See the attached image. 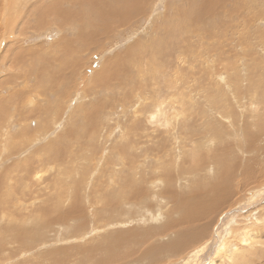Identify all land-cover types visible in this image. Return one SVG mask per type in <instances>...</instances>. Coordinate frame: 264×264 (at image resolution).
I'll use <instances>...</instances> for the list:
<instances>
[{"label":"rangeland","instance_id":"374dc122","mask_svg":"<svg viewBox=\"0 0 264 264\" xmlns=\"http://www.w3.org/2000/svg\"><path fill=\"white\" fill-rule=\"evenodd\" d=\"M25 1L26 2L24 6L21 7L22 10L18 13V16L26 15L27 18L22 21L21 18L18 17V20H15V24L12 26V28L14 27L11 30L13 33L12 36H7L8 38L5 37V39L2 38L1 40L4 39V45H0V63L2 62L0 66V129L3 128L6 123H10L8 129L4 127L3 131L0 130V172H7L3 175L0 174V255L2 256L0 257V264H92L94 261L99 262L103 259L105 262L102 264H182L186 255L190 252L188 251V248L193 246L194 249L196 246L200 245L199 242H201V239H198V233H200L203 237H208L206 239L208 241L205 244L202 243L200 246V248H204L199 255V257H202L205 255L207 248L209 249L210 247H214V242L219 237L221 238V235L229 229L230 218H232V221L239 223L238 226H235L236 228H240L244 225V227H246L247 225V227L253 230L255 234L257 233L255 237L258 238L257 240L260 244L257 243L254 245L255 248L252 251H249V248L246 246L244 250H246L247 253L240 256V259H236L237 256L235 255L233 259H228L226 256H222L221 254L220 258L224 263L219 262L218 264H238L239 262H242V264H264V136L260 137L259 140L258 136H255V134L254 136L249 134L250 132L252 133V130L255 131L256 129L254 125H250L251 122L255 121L254 124H257V121H259V124L264 125V98H262V102H258L259 108L256 107V109L253 110L250 108L249 113H245V110H242L241 112L242 108H239V104L233 100L238 97L241 98L240 105L244 107L246 105L245 108H248L247 105L250 103L247 98V86H249L248 78L251 76L254 79H259L264 75V52L262 50V48H264V14H262L264 13V0H260L254 5L251 4L253 7L250 5L249 0H224V2L216 8L209 5L211 0H206L205 4L209 6L210 9H214V13H212L211 17L208 13L205 15L196 13L200 0H192L191 5L189 0H145V3L139 0L137 5L139 6L140 12L137 13V19L133 14L132 16H128L129 22H127L123 27L116 28L115 26H106V29L110 30V33H112V35L109 33V37H106V34L101 28H94L93 20L95 17L93 13L92 18L91 15L88 14V24L83 31L84 36L81 33L79 37L74 33L77 31L74 29V21L68 20L65 22V25H61V22L60 24H56L55 19L54 23L51 22V13H49V17L45 16V5H57L60 6V8L62 7L61 9L63 10H70L71 6L69 1H63L60 3H55V0ZM75 1L79 4L81 3V0ZM82 1L84 3L88 2V0ZM99 2H102V0H99ZM1 7L2 0H0V9ZM39 7L42 9H38ZM180 10H188L189 16L179 15L178 12ZM27 12L31 15L29 16ZM86 13L87 12H85V14ZM257 14L262 16V18L260 21L256 20L252 23L251 19L258 17ZM11 15L16 17L14 13ZM247 16H250L249 18L252 16L254 17L249 19ZM165 20L170 23V26H172L170 30L175 32L171 36H167L166 33H164V30L166 29L164 26ZM38 21L39 23H36ZM245 23L246 25H244ZM59 26H61V28ZM67 27L71 29H67ZM236 27L238 28L236 29ZM242 27L246 29L244 30ZM73 29L74 31H72ZM69 32L70 34L68 35L67 33ZM260 33H263V35ZM89 34H92V37ZM63 35H65V38ZM70 35L73 36L74 39ZM81 36L82 38H80ZM85 37L87 40H85ZM88 41L92 42H89V44ZM70 43L73 44L69 45ZM139 43L144 44L147 47L142 50L135 48L136 50L132 52V47ZM72 45L73 47H71ZM241 50L243 52H241ZM261 51L263 54L260 55ZM154 53H156V55H153ZM257 54V61H259L261 67L253 70L257 61L252 59V57ZM130 55H132L133 58L136 57L135 60L138 59L137 61H140V63H138V67L136 65L132 66L131 63L127 64L124 61V75L122 77L118 79L111 78L98 86L94 85V80L97 79L100 73H102L103 69L107 68L105 64H109V70L113 72L115 67H112L111 65L116 62L115 60L124 57L121 59L122 61ZM154 56L157 57L155 58ZM260 56L262 58H259ZM12 58L14 60H12ZM152 58L156 60H153ZM157 59H159V61ZM60 60L62 62H60ZM149 61L151 62L149 63ZM152 63L154 64L151 65ZM57 66L61 67H59L58 70L54 69L57 68ZM232 67L233 69L231 70ZM245 67L247 69H245ZM207 68L210 70L209 74L212 76L206 74L209 72L207 71ZM20 69L22 72L19 71ZM138 69L140 70V73H138ZM161 69L167 71H162ZM27 72L29 74H26ZM202 74L204 75V78L202 77ZM43 76L48 79L44 78V80ZM28 78H30L28 83H24V80ZM158 78H160V80ZM164 78L168 79L169 83H167ZM176 78H179L180 80L177 81ZM226 79L228 80L225 81ZM32 81L34 82V85ZM180 81H182L185 85L183 86V83ZM222 81L227 83H222ZM167 84H169V86ZM192 84V88L194 87L193 89L198 87L203 88L204 91L202 95L204 96L207 93L206 100H214L212 102L213 104L220 103L221 101H226L228 99L230 100L228 103L231 106H229L230 108H234L233 105L237 104L235 110H237L242 116H245L242 123L244 130H241V120H239L238 123L235 119L232 120V123L235 124L236 128L228 127L227 129V126H224V124L228 125L227 121L215 116L216 114H214V112L216 111L209 108L207 105L208 101L204 100V104L201 103L203 101V97H198L200 92L197 93L198 95L196 94L194 96L195 99L199 98L198 103L195 102V104L193 103L191 107L189 106V112L187 111L185 114L183 111L181 114L180 112L182 110L179 108L181 111L178 112L179 115L177 118L175 117L177 122L175 123V129L173 130L171 129L172 127H166L163 125L162 119L158 121L155 120L156 122L151 120L148 122V120H146V115L141 113L139 116L135 114L134 117H137L136 121L131 122L132 112L136 110L135 113H138L137 110H139L140 107L145 105L147 106L150 102V98L144 99V97L148 94L150 95L151 90L160 88L170 91L172 89L170 87H174L176 88V91L181 89L179 91L181 92L187 87L189 88ZM29 85L31 86L29 87ZM220 86L223 87V90ZM208 88L210 89L209 91ZM212 90L214 95L210 92ZM30 92L34 94L33 101L30 104H27L24 108L30 113H24L20 102L27 100V94ZM135 92L136 94H134ZM184 92H186V90ZM184 92L181 93L185 94ZM237 92L239 94H237ZM193 94L194 93H192L191 96H193ZM208 94H212V96ZM16 95H18V100L14 99ZM24 95L26 97L23 99ZM47 98L51 99L48 100ZM221 98L223 100H221ZM57 102L58 112L61 114L59 113L60 115H58V117L56 115V118L52 121L50 119L46 122V119L43 120L42 117V111L45 110L43 108L47 107L51 109L57 104ZM47 104H52V107H50V105L48 107ZM1 105L3 106L1 107ZM17 106L20 107L18 108ZM95 108H98L99 114H88ZM133 108H135V110H133ZM203 108L204 110L207 109L206 111L208 114L206 119L204 117L205 123L198 119V112L195 113V111H199ZM193 109L195 110L194 112ZM256 111H259L260 116H262L259 117L260 120L259 118L257 120L254 119L252 115ZM249 114L251 116L246 118ZM10 115H13L14 118L17 116V120L12 119L10 122ZM22 115H27V117H31V119L29 120L28 118H24ZM193 116H197L195 118L196 120H193ZM211 121H213L212 124ZM244 122L248 123L244 125ZM45 124L48 127H46L47 129L45 128ZM215 124L219 125L216 127ZM187 125L190 128H188ZM75 126L79 129V131L75 134L67 136L66 139H62L58 145L57 136H59V134L66 133ZM210 128H212V130ZM29 129H31V131L34 130V132H31ZM188 129H193L191 135L186 134ZM215 129L218 132H216ZM179 130H182L181 133ZM29 131L31 132L30 134L27 133ZM177 131L180 134H178ZM224 131L226 134L223 136V142L216 143L219 139L215 138V135H221ZM7 133L12 134L11 136L20 135L17 137L18 140L22 139L21 143H23V145L20 143V146L17 147L16 145L13 146L14 144L12 143V146L10 145L11 147L9 146L8 148L5 137H2ZM42 133H44L45 136ZM124 133L125 139L122 141L124 137L121 138V136H123L122 134ZM42 135L43 137L41 138L40 136ZM192 135H195V137ZM19 137H21V139ZM192 138L196 140H192ZM211 138H213L215 142H210ZM127 139H133V145H131ZM246 139L248 141H246ZM193 141L196 143H193ZM211 143H213L212 147L216 149L224 145H228V147L230 146L229 151L224 157H207L204 159L206 162L203 163L202 166L200 164L197 165V161L194 158L202 159L206 157L207 153L204 149L202 150L201 147L209 146ZM195 144H197L198 148H193ZM44 145L47 147L51 146V149L53 145L56 146L53 147V149L62 145V149L58 147V150L59 148L61 150H65H59L58 160L64 162L62 163L64 166H60V164L52 165V163L48 164L49 166H38L37 164L35 165V163H31V159H35V157H32L35 155L32 152L40 150V147L43 148ZM23 146L26 147V149L23 148ZM12 149L13 152H11ZM190 149L194 151L193 153L196 155L195 156L193 154L192 157L194 158H190ZM197 149H199L200 152ZM15 152L17 154H15ZM90 156L91 158H89ZM175 157H177V167L187 169V173L180 171L178 174L180 177L177 176V173L175 176L173 171L166 172L172 167V164L174 165ZM16 159L18 160V165H16ZM90 159L92 162L89 161ZM189 160L192 162H188ZM223 160L224 162H222ZM191 163H194V166L196 167L193 165L191 166ZM221 163H223L224 166L227 165L229 170L226 171L227 174H220L219 169H221ZM10 164L15 165L12 166ZM18 166H21L22 168L20 167L19 169ZM44 166L47 167L44 168ZM8 168L10 170H8ZM25 168L27 169L25 170ZM58 168L60 169V172L58 171ZM34 169H38V171H34ZM72 169L74 170L72 171ZM175 170H177V168H175ZM18 171H20V175L25 173L23 174L24 177L20 176ZM31 171L33 172L31 173ZM71 171V175L73 177L68 178ZM38 172H40V174H38ZM30 173L32 174V179L30 178L29 181L31 185L28 183V178L31 177ZM35 173L43 179L41 178L38 180ZM173 173V182H170L166 178L171 176ZM60 174H64L65 177L68 175V177H66L65 180H60ZM105 174H108L110 177V179H108L109 183H111L112 179L117 182L119 189H116V185L114 186V184L110 185L111 189H107L108 184L105 181ZM223 175L224 177H222ZM12 176H15V180H13L14 178ZM43 176H47V178H44ZM1 177H4V181L1 180ZM202 177L205 178L202 179ZM21 178H23V184ZM24 178L28 183L29 188L27 183H25ZM53 179H55V181ZM155 179L160 180V183L152 186ZM32 180L35 184H33ZM36 180H38V182L40 181V183L35 182ZM196 180H203V184H208L209 182L219 184L217 181H221L219 188L209 192V194L212 195L214 193L216 194V190L221 191V193L217 191L216 196L213 195L215 197L220 195L217 197L218 199L214 202L209 201V204H206L205 206H199L198 204L200 201H190V197L186 192L190 190V187L191 190L193 189V183ZM11 181H14L12 185L10 183ZM56 182H58L60 186V194H64L63 198L66 196L65 193L69 183L71 186L78 185L79 183L83 184L78 193L75 191L73 192L72 200L74 198L76 199V203H78V205H74V207L80 209V214L77 213L76 215H71L69 217V219H71L73 216L74 220H67V215H64L60 216L62 219L65 218L62 221L60 218L52 219V221L51 218H47L45 219V222L43 221V212L49 204L46 197H50L49 192L52 190L51 188H53L52 185ZM14 183H18L19 185L17 184V186ZM126 183H128V187L126 186ZM97 185L101 187V195H99V191H96L95 186ZM19 186L21 189H19ZM27 188L28 190L25 192V189ZM19 190L20 194L18 193ZM167 190H169V192H166ZM204 191L205 190L198 192L204 193ZM17 193L19 194V197L15 196ZM46 193H48V195ZM154 193H157L158 195L160 194L159 196H163L165 199L161 197L157 200ZM22 194H25V196ZM23 197H26L25 200H21ZM119 197L126 198L128 202L124 203L123 199ZM17 198L20 199L18 200ZM104 198L105 200H103ZM174 198L175 200H173ZM68 199L69 200L67 201L69 202L66 204V207L69 209L72 207L73 203H71L72 200L70 196H68ZM60 202L61 201L58 203L59 205L61 204ZM92 202H94V204ZM103 203H107L104 207L105 210L103 209L104 211L100 209V206ZM178 208H180L181 211ZM35 209L40 212H36ZM191 209H198V211L193 213ZM154 210L161 212L158 218L156 216H148L150 212ZM199 210H205L207 215L206 213L201 214ZM24 211H26L25 213L28 215H26ZM178 211L180 213H178ZM21 212H23L25 216L23 213L21 214ZM33 212L34 214H32ZM48 212L50 215L53 214V211L51 210ZM96 214L98 218H96ZM140 215H142L143 218L144 215L149 218L145 221L146 219H140V217H142ZM132 216L136 218L135 221H125ZM100 219L101 221H99ZM92 220H95V223ZM108 221L110 222L108 223ZM83 224L85 225L82 226ZM195 225L198 226L195 227ZM205 225L207 226L205 227ZM133 227L139 232L144 230L145 232H141L138 235L132 232ZM11 228H13V230H11ZM123 235L126 236V239L122 237ZM113 240H115V242ZM187 240H189L188 243ZM211 243L213 244L210 245ZM1 248L4 249L1 250ZM23 248H25V250H23ZM85 249L88 250L85 251ZM109 249L112 250L110 251ZM253 252H256L257 255H252ZM6 256L9 257L8 260L10 261L6 262ZM3 257H5V259H3ZM1 258L5 262H1ZM155 258L156 260H153Z\"/></svg>","mask_w":264,"mask_h":264},{"label":"bare ground","instance_id":"6f19581e","mask_svg":"<svg viewBox=\"0 0 264 264\" xmlns=\"http://www.w3.org/2000/svg\"><path fill=\"white\" fill-rule=\"evenodd\" d=\"M63 1H69V4H70V6H71V9L70 10H63V9H61L60 8V6H57V5H45L44 6V10H45V16L46 17H49V13H51V16H50V19H51V22L52 23H54V19H55V23L56 24H60V22L62 23L61 25H65V22H67L68 20H70V21H74L75 22V28L74 29H76L75 31L76 32H74L75 34H77L78 35V37H79V35L82 33V35H83V31H84V28L87 26V24H88V22H87V16H88V14H90L91 15V18L93 17L92 16V13H93V15H94V17H95V19L93 20V26H94V28H101L102 30H103V32L106 34V37H109V33H110V30H107L106 29V26L107 27H112V26H115L116 28H118V27H123L127 22H129V18H128V16L129 15H133L134 14V17H138V14L137 13H139L140 12V10H139V6L137 5V3H139V0H102V2H99V0H88V2L87 3H84L82 0H81V3L79 4V3H77L75 0H55V3H60V2H63ZM142 2H144L145 3V0H141ZM205 1L206 0H200V4L198 5V8L196 9V13H199V14H201V15H205L206 13H208V15L211 17V15H212V13H214V9H210V7L209 6H207L206 4H205ZM250 1V5L252 4V5H254V4H256V3H258V1H260V0H249ZM25 0H2V7H1V9H0V45H4V39H5V37H9V36H12V29L14 28H12V26L15 24V20L17 21L18 20V17H20L21 18V20L22 21H24L26 18H27V16L25 15V16H18V13L22 10V8L21 7H23L24 6V4H25ZM189 2H190V5H191V3H192V0H189ZM222 2H224V0H211L210 2H209V5L211 6V7H213V8H216L217 6H219ZM105 3H108V4H105ZM108 5V6H107ZM110 5V6H109ZM251 5V6H252ZM197 7V6H196ZM253 7V6H252ZM166 8V7H165ZM38 9H42V8H38ZM144 9H145V7H144ZM148 9V8H147ZM168 9H169V7H168ZM258 9V8H257ZM29 10V9H28ZM264 10V9H263ZM26 11V10H25ZM148 11V10H147ZM11 12V13H10ZM30 12V11H29ZM33 12H35V11H33ZM32 12V13H33ZM85 12H87L86 14H85ZM189 11L188 10H180L179 12H178V14L179 15H183V16H189V13H188ZM194 12V11H193ZM259 12V11H258ZM12 13H14V15H16V17L15 16H13V15H11ZM244 13H245V11H244ZM22 14V13H21ZM27 14L30 16L31 14H29L28 12H27ZM44 14V13H43ZM137 14V15H136ZM142 14V13H141ZM262 14H264V13H262ZM33 15H34V13H33ZM251 15H253V14H251ZM258 15V14H257ZM28 16V17H29ZM142 16V15H141ZM137 17H136V19H137ZM238 17H240V16H238ZM248 17V16H247ZM250 17V16H249ZM248 17V18H249ZM252 17H254V16H252ZM251 17V18H252ZM33 18V17H32ZM41 18V17H40ZM198 18V17H197ZM237 18V17H236ZM251 18H249V19H251ZM262 18V16H259L258 15V17H254V19H251V22L253 23L254 21H256V20H259L260 21V19ZM33 19H35V18H33ZM44 19H45V17H44ZM89 19H90V17H89ZM134 19V18H133ZM246 19V18H245ZM149 20V19H148ZM197 20V19H196ZM247 20V19H246ZM20 21V20H19ZM21 21V22H22ZM31 21V20H30ZM34 21V20H33ZM32 21V22H33ZM188 21H189V17H188ZM200 21V20H199ZM191 22V21H190ZM36 23H39V21L38 22H36ZM92 23V22H91ZM251 23V24H252ZM29 24V23H28ZM155 24V23H154ZM188 24H190V23H188ZM248 24V23H247ZM39 25V24H38ZM92 25V24H91ZM244 25H246V23L244 24ZM253 25V24H252ZM57 26V25H56ZM164 26L166 27V29L164 30V33H166V35L167 36H171L172 34H174L175 32L174 31H171L170 29H171V27L172 26H170V23L169 22H167L166 20H165V22H164ZM250 26V25H249ZM60 28H61V26H59ZM90 27H92V26H90ZM129 27V26H128ZM193 28H194V26H193ZM238 27H236V29H237ZM243 28V27H242ZM250 28V27H249ZM49 29V28H48ZM64 29H66V28H64ZM67 29H71V28H68L67 27ZM74 29L72 30V31H74ZM120 29V28H119ZM126 29V28H125ZM138 29V28H137ZM244 29V28H243ZM246 29V28H245ZM244 29V30H245ZM248 29V28H247ZM251 29V28H250ZM86 30V29H85ZM64 31V30H63ZM90 31H92V30H90ZM95 31V30H94ZM128 31V30H127ZM154 31V30H153ZM259 31H260V29H259ZM262 31V30H261ZM119 32V31H118ZM191 32V31H190ZM194 32V31H193ZM243 32V31H242ZM247 32V31H246ZM251 32V31H250ZM72 33V32H71ZM87 33H88V31H87ZM68 35L70 34V32L69 33H67ZM111 35H112V33H110ZM257 34H259V33H257ZM256 34V35H257ZM261 34V33H260ZM90 35V34H89ZM88 35V36H89ZM92 35V34H91ZM90 35V36H91ZM100 35V34H99ZM111 35H110V37H111ZM180 35V34H179ZM261 35H263V33L261 34ZM32 36V35H31ZM71 36V35H70ZM69 36V37H70ZM73 36H74V34H73ZM73 36H71L73 39H74V37ZM84 36V35H83ZM87 36V35H86ZM102 36H103V34H102ZM7 37V38H8ZM63 37L65 38V35H63ZM92 37V36H91ZM90 37V38H91ZM125 37V36H124ZM209 37V36H208ZM2 38H4L3 40H1ZM11 38V37H10ZM80 38H82V36L80 37ZM80 38H79V40H80ZM101 38V37H100ZM105 38V37H104ZM127 38H129V37H127ZM250 38V37H249ZM253 38V37H252ZM78 39V38H77ZM89 39V38H88ZM97 39V38H96ZM64 40H66V39H64ZM68 40V39H67ZM71 40V39H70ZM85 40H87L86 39V37H85ZM93 40V39H92ZM160 40V39H159ZM6 41V40H5ZM97 41V40H96ZM136 41V40H135ZM166 41V40H165ZM180 41V40H179ZM204 41V40H203ZM202 41V42H203ZM212 41V40H211ZM251 41V40H250ZM261 41V40H260ZM81 42H83V41H81ZM87 42V41H86ZM90 41H88V43H89ZM92 42V41H91ZM90 42V43H91ZM94 42V41H93ZM136 42H138V41H136ZM141 42V41H140ZM205 42V41H204ZM203 42V43H204ZM89 43V44H90ZM101 43V42H100ZM142 43V42H141ZM141 43H139V44H136L134 47H132V52L134 51V50H136V49H138V50H142V49H145L147 46H145L144 44H141ZM145 43H146V41H145ZM155 43V42H154ZM200 43V42H199ZM60 44V43H59ZM71 44H73V43H70L69 45H71ZM75 44V43H74ZM76 45V44H75ZM176 45V44H175ZM177 45H179V44H177ZM130 46V45H129ZM14 47H15V45H14ZM13 47V48H14ZM71 47H73V45L71 46ZM180 47V46H179ZM63 48V47H62ZM67 48V47H66ZM98 48V47H97ZM136 48V49H135ZM198 48H199V46H198ZM88 49V48H87ZM94 49V48H93ZM149 49V48H148ZM219 49V48H218ZM59 50V49H58ZM65 50V49H64ZM98 50V49H97ZM96 50V51H97ZM102 50V49H101ZM129 50V49H128ZM197 50V49H196ZM262 50H263V52H264V48H262ZM61 51H63V50H61ZM155 51V50H154ZM205 51H207V50H205ZM94 52V51H93ZM142 52V51H141ZM157 52V51H156ZM198 52V51H197ZM239 52V51H238ZM241 52H243L242 50H241ZM150 53V52H149ZM148 53V54H149ZM240 53V52H239ZM67 54V53H66ZM241 54V53H240ZM261 54H263L262 53V51L260 52V55ZM153 55H156V53H154ZM201 55V54H200ZM237 55H238V53H237ZM242 55V54H241ZM246 55V54H245ZM17 56V55H16ZM15 56V57H16ZM121 56V55H120ZM198 56V55H197ZM205 56V55H204ZM256 56V57H255ZM255 56H253L252 57V59H255V61H257V58H258V54L257 55H255ZM58 57V56H57ZM138 57H140V56H138ZM155 57V56H154ZM157 57V56H156ZM155 57V58H156ZM202 57V56H201ZM244 57V56H243ZM11 58V57H10ZM10 58H9V60H10ZM19 58V57H18ZM54 58V57H53ZM116 58V57H115ZM122 58H124V57H121L120 59H118V60H115L116 62H114L111 66L112 67H115L114 68V70H113V72L112 71H110L109 70V68H110V66H109V64H105V66L107 67L106 69H103V71H102V73H100L99 74V76L97 77V79H95L94 80V85H96V86H98V85H100V84H102L103 82H105V81H108L109 79H111V78H113V79H118V78H120V77H122L124 74H123V62L125 61L127 64H129V63H131L132 64V66H134V65H136L137 67H138V63H140V61H137V60H135V58H133V56L132 55H130V56H127L124 60H122L121 61V59ZM160 58V57H159ZM211 58V57H210ZM245 58V57H244ZM259 58H262L261 56L259 57ZM55 59V58H54ZM145 59H147V58H145ZM153 59V58H152ZM161 59V58H160ZM197 59V58H196ZM222 59V58H221ZM251 59V58H250ZM12 60H14L13 58H12ZM153 60H156V59H153ZM158 61H159V59H157ZM213 60V59H212ZM244 60H246V59H244ZM247 60H248V58H247ZM246 60V61H247ZM8 61V60H7ZM53 61V60H52ZM157 61V62H158ZM165 61V60H164ZM243 61V60H242ZM17 62V61H16ZM15 62V63H16ZM60 62H62L61 60H60ZM124 62V63H125ZM151 61H149V63H150ZM154 62H156V61H154ZM203 62V61H202ZM244 62V61H243ZM146 63H147V61H146ZM160 63V62H159ZM163 63V62H162ZM165 63V62H164ZM206 63V62H205ZM204 63V64H205ZM229 63V62H228ZM228 63H227V65H228ZM245 63H247V62H245ZM1 64H2V62L0 63V66H1ZM154 63H152L151 65H153ZM161 64V63H160ZM170 64V63H169ZM172 64V63H171ZM214 64V63H213ZM220 64H222V63H220ZM253 64V63H252ZM114 65V66H113ZM150 65V66H151ZM223 65H225V64H223ZM109 66V67H108ZM126 66V65H125ZM163 66V65H162ZM172 66V65H171ZM226 66V65H225ZM238 66V65H237ZM245 66V65H244ZM4 67V66H3ZM59 67H61V66H57V68H54V69H57L58 70V68ZM64 67V66H63ZM67 67V66H66ZM65 67V68H66ZM159 67V66H158ZM202 67V66H201ZM230 67H231V65H230ZM233 67H235V66H233ZM233 67L231 68V70L233 69ZM239 67V66H238ZM261 67V65L259 64V61H257V64H256V66H255V68L253 67V70H256V69H259ZM163 68V67H162ZM211 68H213V67H211ZM217 68V67H216ZM51 69H53V68H51ZM125 69V68H124ZM220 69V68H219ZM223 69V68H222ZM237 69V68H236ZM245 69H247L246 67H245ZM3 70V69H2ZM39 70H41V69H39ZM44 70V69H43ZM42 70V71H43ZM158 70V69H157ZM162 71H167V70H164V69H161ZM216 70V69H215ZM238 70H239V68H238ZM237 70V71H238ZM20 72H22V70L20 69L19 70ZM61 71H63V70H61ZM151 71V70H150ZM201 71V70H200ZM207 71H209V72H207L206 74H209L210 73V70L207 68ZM218 71V70H217ZM225 71V70H224ZM227 72H229L228 70H226ZM235 71V70H234ZM245 71V70H244ZM258 71V70H257ZM8 72V71H7ZM158 72V71H157ZM203 72V71H202ZM201 72V73H202ZM214 72V71H213ZM231 72V71H230ZM34 73H35V71H34ZM43 73V72H42ZM138 73H140V70L138 69ZM152 73V72H151ZM169 73V72H168ZM241 73V72H240ZM239 73V74H240ZM244 73V72H243ZM26 74H29L28 72L26 73ZM46 74H48V73H46ZM53 74V73H52ZM56 74H59V73H56ZM148 74V73H147ZM200 74V73H199ZM198 74V75H199ZM213 74V73H212ZM235 74V73H234ZM45 75V74H44ZM49 75V74H48ZM155 75H157V74H155ZM203 75V74H202ZM209 75H211V74H209ZM237 75V74H236ZM8 76H10V75H8ZM160 76V75H159ZM166 76H167V74H166ZM194 76V75H193ZM212 76V75H211ZM220 76V75H219ZM234 76V75H233ZM164 77H165V75H164ZM203 78H204V75L202 76ZM243 77V76H242ZM48 79V78H46V77H44L43 76V79ZM50 78H51V76H50ZM145 78V77H144ZM152 78H153V76H152ZM161 78V77H160ZM160 78H158L159 80H160ZM212 78V77H211ZM218 78V77H217ZM228 78V77H227ZM19 79V78H18ZM44 79V80H45ZM142 79H143V77H142ZM146 79V78H145ZM154 79V78H153ZM165 79V78H164ZM249 86H247L246 88L248 89V94H247V98H248V100H249V102L250 103H248V105H247V107L249 108H245L246 107V105H245V107L244 106H242V105H240V101H241V98H237V99H233V100H235V102L236 103H238L239 104V108L241 107L242 109H241V112H242V110H245V113H249L250 112V108L253 110V109H256V107H258V102L260 103V102H262V98H264V89H263V84H264V75L261 77V78H259V79H257V78H252L251 76H249ZM27 80V81H26ZM30 80V78H28V79H25L24 80V83H28V81ZM32 80V79H31ZM35 80V79H34ZM124 80H125V78H124ZM162 80H163V78H162ZM176 80L177 81H179L180 79L179 78H176ZM196 80V79H195ZM204 80V79H203ZM208 80H211V79H208ZM207 80V81H208ZM228 79H226L225 81H227ZM120 81V80H119ZM126 81V80H125ZM145 81V80H144ZM165 81L167 82V83H169V80L168 79H165ZM185 81V80H184ZM205 81V80H204ZM225 81H222V83L223 82H225ZM246 81V80H245ZM122 82V81H121ZM166 82H165V84H166ZM181 83H183L182 81H180ZM192 82V81H191ZM231 82H232V80H231ZM30 83V82H29ZM32 83H33V85H34V82L32 81ZM46 83V82H45ZM140 83V82H139ZM147 83V82H146ZM157 83V82H156ZM164 83V82H163ZM162 83V84H163ZM186 83V82H185ZM207 83V82H206ZM221 83V82H220ZM227 82H225V84H226ZM23 84V83H22ZM43 84V83H42ZM122 84V83H121ZM141 84H143V83H141ZM191 84V83H190ZM204 84V83H203ZM217 84H218V82H217ZM232 84V83H231ZM32 85V84H31ZM31 85H29V87L31 86ZM38 85V84H37ZM47 85H49V84H47ZM46 85V86H47ZM147 85V84H146ZM164 85V84H163ZM168 86H169V84H167ZM185 84L183 83V86H184ZM206 85V84H205ZM219 85V84H218ZM222 85V84H221ZM245 85V84H244ZM192 86H193V84L188 88H186V89H184V90H182L181 92L183 93L185 90H186V92H184L185 94H182L181 92H179V91H176V88H174V87H170V88H172L170 91L169 90H167V89H160V88H158V89H153V90H151V94L149 95L147 92V94L148 95H146V93H145V97H144V99L146 98V99H149L150 98V102L148 103V105L145 107V106H142V107H140L139 108V110H137V112L138 113H135L136 112V110H135V108H133V110H135L134 112H132L133 114L131 115V122H135L136 121V118L137 117H134V115L136 114V115H141V114H145L146 115V120H148V122L151 120V121H153V122H156L155 120H160V119H162L163 120V125H165L166 127L167 126H169V127H172L171 129L173 130V129H175V123L177 122V116L179 115L178 114V112L179 111H181L180 113L182 114L183 113V111L185 112V114H186V112L188 111L189 112V106L191 107V105H193V103L195 104V102L196 103H198V101H199V98H202L203 97V101L201 102V103H203L204 102V100H206V95H207V93H206V95H202L203 94V88H196V89H193L192 88ZM196 86V85H195ZM225 86V85H224ZM21 87V86H20ZM47 87H49V86H47ZM142 87H144V86H142ZM208 87V86H207ZM207 87H204V88H207ZM221 87V86H220ZM17 88H18V86H17ZM38 88V87H37ZM141 88V87H140ZM152 88V87H151ZM164 88H165V86H164ZM179 88V87H178ZM223 87H221V89H222ZM245 88V87H244ZM252 88V89H251ZM32 89V88H31ZM144 91H146L145 89H143ZM142 90V91H143ZM210 89L208 88V91H209ZM223 90V89H222ZM26 91V90H25ZM42 91V90H41ZM60 91V90H59ZM68 91V90H67ZM71 91V90H70ZM69 91V92H70ZM95 91V90H94ZM225 91V90H224ZM58 92V91H57ZM198 92H200L199 93V98L198 99H195L194 98V96L198 93ZM211 93H213V90L212 91H210ZM246 92V91H245ZM245 92H244V94H245ZM24 93V92H23ZM41 93V92H40ZM42 93H44V92H42ZM49 93V92H48ZM66 93V92H65ZM85 93V92H84ZM141 93V92H140ZM192 93H194L193 94V96H191V94ZM205 93V92H204ZM229 93V92H228ZM57 94V93H56ZM133 94V93H132ZM134 94H136V92L134 93ZM216 94H218V93H216ZM225 94V93H224ZM230 94V93H229ZM237 94H239L238 92H237ZM18 95H20V94H18ZM18 95H16V97L14 98L15 100H18ZM42 95V94H41ZM49 95H51V94H49ZM86 95V94H85ZM198 95V94H197ZM208 95H210V94H208ZM213 95H214V93H213ZM220 95H221V93H220ZM8 96V95H7ZM11 96H14V95H11ZM135 96V95H134ZM210 96H212V94L210 95ZM217 96V95H216ZM22 97V96H21ZM26 96L24 95L23 96V99L25 98ZM33 97H34V94L32 93V92H30V93H28L27 94V100H23V101H21L20 102V105H21V107L23 108V110L22 111H24V113H30V112H28V110L27 109H24L25 107H26V105L27 104H30L32 101H33ZM52 97V96H51ZM84 97H86V96H84ZM227 97V96H226ZM236 97V96H235ZM41 98V97H40ZM218 98H220V97H218ZM233 98V97H232ZM253 98H255V99H253ZM48 99V98H47ZM51 98H49L48 100H50ZM121 99V98H120ZM122 99H123V97H122ZM215 99V98H214ZM227 99H228V97H227ZM212 99H209V101L208 100H206V101H208V103H207V105L209 106V108L211 109H213V110H215L216 112H214V114H216L215 116L216 117H220V118H222V119H225L226 121H227V123H228V125H225L224 124V126L226 127L227 126V129H228V127L229 128H236L235 127V124L234 123H232V120L233 119H235V121L236 122H238L239 123V120H241V130H244L243 129V127H242V123H243V121H244V115L242 116L237 110H235L236 109V107H237V104L236 105H233L234 106V108H230L231 106L228 104L229 102H230V100L228 99V100H226V101H224L222 98H221V100H223V101H221L220 103H215V104H213L212 102L214 101H211ZM216 100V99H215ZM37 101H39V100H37ZM148 101V100H147ZM217 101V100H216ZM243 102V101H242ZM48 103V102H47ZM205 103V104H206ZM246 103V102H245ZM45 104V103H44ZM204 104V103H203ZM49 105H50V107H52L51 105L52 104H47V106L49 107ZM3 105H1V107H2ZM44 106V105H43ZM58 102H57V104L56 105H54L51 109H49V108H43V109H45V110H43V109H41V110H43L42 111V113H43V120L44 119H46V122L47 121H49L50 119H51V121L53 120V119H55L56 117V115H57V117H58V115H60L61 113L60 112H58ZM133 106V105H132ZM230 106V107H229ZM18 107V106H17ZM20 107V106H19ZM18 107V108H19ZM42 107V106H41ZM28 108V107H27ZM32 108H33V105H32ZM179 108H181V110L179 109ZM200 108H201V106H200ZM259 108V107H258ZM6 110V109H5ZM40 110V111H41ZM207 110V109H206ZM206 110H204V108L203 109H201V110H199V111H195L194 109H193V112L195 111V113L196 112H198V119H200V121H202V122H204L205 121V119H206V117L208 116V114H207V111ZM247 110V111H246ZM3 111V110H2ZM14 111V110H13ZM19 111V110H18ZM21 111V110H20ZM4 112V111H3ZM6 112V111H5ZM16 112V111H15ZM33 112V111H32ZM14 113V112H13ZM40 113V112H39ZM60 113V114H59ZM63 113V112H62ZM90 113H96V114H99V111H98V108H95L93 111L91 110V112H89L88 114H90ZM141 113V114H140ZM210 113V112H209ZM244 113V112H243ZM85 114V113H84ZM194 114V113H193ZM213 114V115H214ZM19 115V114H18ZM95 115V114H94ZM163 115V116H162ZM184 115V114H183ZM182 115V116H183ZM211 115V114H210ZM212 115V116H213ZM218 115V116H217ZM253 115V117H254V119H258L259 117H262V116H260V112L259 111H256L255 113H253L252 114ZM37 116V115H36ZM35 116V117H36ZM47 116V117H46ZM248 116H251L250 114L249 115H247L246 116V118L248 117ZM16 118H17V116H15ZM22 117H24V118H28L27 117V115H22ZM60 117V116H59ZM176 117V118H175ZM197 116H193V120L196 118ZM204 117H205V119H204ZM214 117V116H213ZM9 118H10V122L12 121V119H16V118H14V116L13 115H10L9 116ZM20 118H21V116H20ZM34 118V117H33ZM39 118V117H38ZM180 118V117H179ZM242 118V119H241ZM29 120L31 119V117L30 118H28ZM37 119V118H36ZM145 119V118H144ZM184 119V118H183ZM262 119V118H261ZM8 120V119H7ZM17 120V119H16ZM22 120V119H21ZM40 120V119H39ZM42 120V119H41ZM42 120V121H43ZM196 120V119H195ZM259 120H260V118H259ZM24 121V120H23ZM218 121V120H217ZM221 121V120H220ZM27 122V121H26ZM152 122V123H153ZM212 122L213 121H211V124H212ZM255 122V121H254ZM254 122H251L250 123V125L252 126V125H254L255 127H256V129H255V131H253L252 130V133L250 132L249 134L250 135H253L254 136V134H255V136H258V139L260 140V137H263L264 136V125H262V124H259V121H257L258 123L255 125L254 124ZM50 123V122H49ZM69 123V122H68ZM181 123V122H180ZM205 123V122H204ZM222 123V122H221ZM221 123H220V126H221ZM237 123V124H238ZM245 123V122H244ZM248 123V122H247ZM247 123H245L244 125H246ZM18 124V123H17ZM30 124V123H29ZM28 124V125H29ZM41 124V123H40ZM53 124V123H52ZM57 124V123H56ZM72 124H73V121H72ZM135 124V123H134ZM150 124V123H149ZM210 124V123H209ZM214 124V123H213ZM223 124V123H222ZM3 125V124H2ZM9 125H10V123H6V125L4 126L5 128H9ZM46 125V124H45ZM66 125H67V123H66ZM183 125V124H182ZM216 125V124H215ZM219 125V124H218ZM218 125H216V127L218 126ZM21 126V125H20ZM27 126V125H26ZM41 126V125H40ZM43 126V125H42ZM49 126V125H48ZM180 126V125H179ZM188 126V125H187ZM205 126V125H204ZM4 127L3 128H1L0 130L1 131H3L4 130ZM36 127H37V124H36ZM39 127V126H38ZM44 127V126H43ZM47 127V125L45 126V128ZM165 127V128H166ZM181 127V126H180ZM183 127V126H182ZM207 127H209V126H207ZM210 127H211V125H210ZM213 127V126H212ZM216 127H214V128H216ZM28 128V127H27ZM45 128H44V130H45ZM48 128V127H47ZM46 128V129H47ZM50 128V127H49ZM64 128H65V126H64ZM67 128V127H66ZM185 128V127H184ZM188 128H190L189 126H188ZM40 129V128H39ZM51 129V128H50ZM49 129V130H50ZM68 129V128H67ZM66 129V130H67ZM211 130H212V128H210ZM217 129V128H216ZM215 129V130H216ZM219 129V128H218ZM225 129V128H224ZM28 130V129H27ZM30 131H31V129H29ZM48 130V131H49ZM138 130V129H137ZM169 130V129H168ZM177 130H178V128H177ZM185 130V129H184ZM192 130L193 129H188L187 130V133L186 134H189V135H191L192 134ZM202 130V129H201ZM231 130H233V129H231ZM17 131V130H16ZM27 132V133H31L32 131L34 132V130H32L31 132ZM36 131V130H35ZM42 131V130H41ZM47 131V132H48ZM79 131V129H77V127L75 126L73 129H70L69 131H67L66 133H64V134H59V136H57V135H55V136H57V141H58V145H59V142L62 140V139H66V137L67 136H69V135H71V134H75V133H77ZM182 131V130H181ZM181 131L179 130V132L181 133ZM222 131V130H221ZM230 131V130H229ZM236 131V130H235ZM9 132H11V131H9ZM21 132V131H20ZM43 132V131H42ZM47 132H46V134H47ZM54 132V131H53ZM171 132V131H170ZM178 131H177V133L178 134H180ZM208 132V131H207ZM210 132V131H209ZM216 132H218L217 130H216ZM220 132V131H219ZM231 132V131H230ZM15 133H17V132H15ZM45 133V132H44ZM44 133H42L43 135H44ZM49 133V132H48ZM60 133H62V132H60ZM165 133V132H164ZM19 134V133H18ZM21 134V133H20ZM36 134V133H35ZM38 134H40V133H38ZM208 134V133H207ZM225 134H226V132L224 131L223 132V134H221V135H215V138H217V139H219V141L218 142H216V143H222L223 141H222V139H224L223 138V136H225ZM12 134H9V133H7L6 135H4V136H2V137H5V140H6V144H7V146H8V148H9V146L13 143L14 145L13 146H17V147H19L20 146V143L22 142L21 140V137H19L21 140H18V137L17 136H20V135H16V136H11ZM33 135H34V133H33ZM43 135L42 136H40L41 138L43 137ZM123 136H121V138L122 137H124L123 138V140L122 141H124V139H125V133L124 134H122ZM231 135V134H230ZM35 136V135H34ZM45 136V135H44ZM193 137H195V135H192ZM235 136V135H234ZM239 136V135H238ZM244 136V135H243ZM249 136V135H248ZM29 137V136H28ZM77 137V136H76ZM179 137V136H178ZM210 137V136H209ZM120 138V139H121ZM128 138V137H127ZM201 138V137H200ZM33 139V138H32ZM37 139V138H36ZM40 139V138H39ZM194 138H192V140H193ZM198 139V138H197ZM38 140V139H37ZM194 140H196V139H194ZM242 140V139H241ZM127 141L131 144V145H133V139L132 140H129V139H127ZM209 141V140H208ZM215 142V140L213 139V138H211L210 139V142ZM246 141H248L247 139H246ZM31 142H33V141H31ZM30 142V143H31ZM35 142V141H34ZM52 142V141H51ZM239 142V141H238ZM242 142V141H241ZM241 142H240V144H241ZM29 143V142H28ZM193 143H196L195 141H193ZM208 143V142H207ZM22 145H23V143H21ZM209 144V143H208ZM212 144L213 143H211L209 146H204V147H201V149L203 150H205L206 151V153H207V155H206V157H204V158H194V157H192L193 156V152L194 151H192L191 149H190V155H191V157L190 158H194L196 161H197V165H201L202 166V164L203 163H205L206 161L204 160L205 158H207V157H213V158H221V157H224L225 155H226V153L229 151V147H228V145H224V146H222V147H220V148H214V147H212ZM224 144V143H223ZM248 144V143H247ZM5 145V144H4ZM29 145V144H28ZM36 145V144H35ZM48 145H50V144H48ZM12 146V145H11ZM10 146V147H11ZM56 146H57V144H56ZM56 146H52V149H51V146L49 147H47V146H45L44 145V147L43 148H41L40 147V150H35L34 152H32V153H34L35 155H33L32 157H35V159H31V163H35V165L37 164L38 166H40V165H48V164H50V163H52V165L54 164V165H58V164H60V166H64V164H62V163H64V162H61L60 160H58V156H59V150H61L62 149V145H60V146H58V147H60L59 148V150H58V147L56 148V149H53V147H56ZM66 146V145H65ZM141 146V145H140ZM6 147V146H5ZM17 147H15V148H17ZM195 147H197L198 148V146H197V144H195V146H193V148H195ZM232 147V146H231ZM14 148V149H15ZM23 148H25L26 149V147H24L23 146ZM4 149H6V148H4ZM64 149V148H63ZM245 149V148H244ZM11 150V149H10ZM18 150V149H17ZM65 150V149H64ZM64 150H61V151H64ZM124 150V149H123ZM195 150V149H194ZM199 152H200V150L199 149H197ZM11 152H13V149H12V151ZM22 152H24V151H22ZM204 152V151H203ZM9 153V152H8ZM117 153V152H116ZM244 153V152H243ZM12 154V153H11ZM15 154H17L16 152H15ZM183 154V153H182ZM13 155H14V153H13ZM195 155V154H194ZM19 156V155H18ZM63 156V155H62ZM66 156H67V154H66ZM119 156V155H118ZM196 156V155H195ZM200 156V155H199ZM1 157V156H0ZM14 157V156H13ZM31 157V156H30ZM31 157V158H32ZM61 157V156H60ZM258 157V156H257ZM62 158V157H61ZM64 158V157H63ZM76 158V157H75ZM89 158H91V156L89 157ZM129 158V157H128ZM131 159V158H130ZM159 159V158H158ZM182 159V158H181ZM17 160V159H16ZM16 160H14V161H16ZM66 160V159H65ZM74 160V159H73ZM89 161H91V159L89 160ZM156 161V160H155ZM17 163H16V165H18L19 163H18V160L16 161ZM88 162V161H87ZM86 162V163H87ZM92 162V161H91ZM94 162V161H93ZM96 162V161H95ZM176 162H177V157H175L174 158V165L172 164V167L170 168V169H168L166 172H170V171H173L174 173H175V176H176V173H177V176H179L178 174L180 173V171L181 172H184V173H187V169H182L181 167H177L178 166V164H176ZM188 162H192V161H188ZM222 162H224V160L222 161ZM178 163V162H177ZM240 163V162H239ZM91 164H95V163H91ZM130 164V163H129ZM182 164V163H181ZM10 165H12V164H10ZM9 165V166H10ZM13 165H15V164H13ZM12 165V166H13ZM194 166V163L192 164L191 163V166ZM235 165V164H234ZM8 166V165H7ZM11 166V167H12ZM23 166V165H22ZM49 166V165H48ZM89 166V165H88ZM167 166V165H166ZM183 166V165H182ZM205 166V165H204ZM223 165V163H221V169H219L220 171V174H227V170H228V167H227V165L226 166H224ZM230 166V165H229ZM21 167V166H20ZM20 167L18 166V168L20 169ZM24 167V166H23ZM25 167H27V166H25ZM45 167H47V166H44V168ZM52 167V166H51ZM96 167V166H95ZM188 167H189V165H188ZM194 167H196V166H194ZM231 167V166H230ZM4 168V167H3ZM6 168V167H5ZM15 168V167H14ZM22 168V167H21ZM30 168V167H29ZM37 168H40V167H37ZM60 168V167H59ZM58 168V171L60 170ZM92 168H93V166H92ZM162 168V167H161ZM175 168H177V170H175ZM198 168H200V167H198ZM198 168H197V170H198ZM13 169V168H12ZM17 169V168H16ZM24 169V168H23ZM27 168H25V170H26ZM200 169H202V168H200ZM248 169V168H247ZM251 169V168H250ZM8 170H10L9 168H8ZM36 169H34V171H35ZM48 170H50V169H48ZM47 170V171H48ZM74 169H72V171H73ZM155 170V169H154ZM15 171V170H14ZM36 171H38V169L36 170ZM72 171H71V173L69 174V177H68V175L66 176V177H68V178H70V177H73L71 174H72ZM93 171V170H92ZM122 171V170H121ZM156 171V170H155ZM195 171H196V168H195ZM199 171V170H198ZM229 171V170H228ZM3 171H1L0 172V174H6L7 172L5 171L4 173H2ZM12 172V171H11ZM11 172H10V175H11ZM22 172H24V171H22ZM21 172V173H22ZM26 172V171H25ZM33 171H31V173H32ZM43 172H44V170H43ZM60 172V171H59ZM58 172V173H59ZM134 172V171H133ZM9 173V172H8ZM17 173V172H16ZM20 173V171H18V174ZM27 173V172H26ZM29 173V172H28ZM30 173V176L32 175ZM63 173V172H62ZM67 173V172H66ZM174 173L171 175V176H169L168 178H166V179H168V181H170V182H173V175H174ZM23 174H25V173H22L20 176H23ZM38 174H40V172H38ZM51 174H52V172H51ZM166 174V173H165ZM1 175V176H2ZM14 175V174H13ZM27 175V174H26ZM136 175V174H135ZM134 175V176H135ZM191 175V174H190ZM244 175V174H243ZM4 176H6V175H4ZM28 176H29V174H28ZM28 176H26V177H28ZM35 176H37V179L38 180H40L42 177H39L36 173H35ZM156 176V175H155ZM206 176V175H205ZM207 176H209V175H207ZM9 177V176H8ZM14 179L13 180H15V176H12ZM24 177V176H23ZM44 177V176H43ZM58 177V176H57ZM59 177H60V180L61 179H64L65 180V176H64V174H60L59 175ZM105 177H106V182H107V184H108V187H107V189H111V186L110 185H113L114 184V186L116 185V189L118 188V186L119 185H117V182L114 180L113 181V179L111 180V183H109L108 182V179H110V177H109V175L108 174H105ZM142 177V176H141ZM158 177V176H157ZM180 177V176H179ZM184 177V176H183ZM210 177V176H209ZM222 177H224V175L222 176ZM221 177V178H222ZM2 178V177H1ZM4 178V177H3ZM3 178L1 179V180H3ZM30 178L32 179V176L31 177H29L28 179V183L30 184ZM33 178H34V176H33ZM44 178H47V176H45ZM54 178H55V176H54ZM155 178V177H154ZM205 178V177H204ZM203 177H202V179H204ZM220 178V179H221ZM227 178V177H226ZM229 178V177H228ZM238 178V177H237ZM7 179V178H6ZM19 179V178H18ZM23 178H21V181H22V184L24 183L23 182V180H22ZM43 179V178H42ZM119 179V178H118ZM185 179V178H184ZM218 179V178H217ZM34 180V179H33ZM32 180V181H33ZM38 180H36L35 182H38ZM54 181H55V179H53ZM59 180V181H60ZM163 180V179H162ZM229 180V179H228ZM237 180V179H236ZM4 181V180H3ZM9 181V180H8ZM24 181H25V178H24ZM140 181V180H139ZM154 181V180H153ZM153 181H152V183H153ZM225 181V180H224ZM6 182V181H5ZM14 182V181H13ZM12 181L10 182L11 183V185H12V183H13ZM20 182V181H19ZM63 182V181H62ZM75 182V181H74ZM176 182V181H175ZM203 182V180H196L194 183H193V189L191 190V187H190V190L189 191H187L186 193L189 195V197H190V201H193V202H199V206L201 205H203V206H205L206 204H209V201L210 202H214L215 200H217L218 198L217 197H219V196H217V197H215L216 196V194H217V191L218 190H216V194L214 193V194H209V192L211 191V190H215V189H217V188H219V184H220V182L221 181H217V182H219V184H213V183H211V182H209L208 184L206 183V184H203L202 183ZM207 182V181H206ZM3 183V182H2ZM1 183V184H2ZM25 183H27L26 181H25ZM28 183H27V186H28ZM38 183H40V181L38 182ZM158 183H160V180H156L155 179V181H154V184L152 185V186H155V185H157ZM14 184H16V183H14ZM18 184V183H17ZM16 184V185H17ZM21 184V183H20ZM33 184H35L34 183V181H33ZM50 184V183H49ZM70 184V183H69ZM68 184V188L66 189V196L63 198V195L64 194H60V192H59V189H60V186H59V184H58V182H56V183H54V185H52L53 186V188H51L52 190H50V197L48 198V197H46L47 199H48V205H47V207H46V209L44 210V222H45V219H47V218H51V221H52V219H55V218H60L61 219V221L63 220V219H65V218H61L60 216H64V215H67V220L69 219V217L71 216V215H76L77 213H79L80 214V209L79 208H77V207H74V205H78V203H76V199H74L73 198V200H72V197H73V192L75 191L76 193H78V191L79 190H81L80 188L83 186V184H81V183H79L78 185H74V186H71V185H69ZM127 184L128 183H126V186H127ZM222 184V183H221ZM19 185V184H18ZM17 185V186H18ZM31 185V184H30ZM45 185V184H44ZM136 185V184H135ZM249 185V184H248ZM15 186V185H14ZM26 186V187H27ZM12 187V186H11ZM20 187V186H19ZM19 187H16V188H19ZM96 187V191H99V195H101L102 193L100 192V189H101V187L100 186H95ZM128 187V186H127ZM158 187V186H157ZM157 187H155V188H157ZM28 188H29V186H28ZM28 188L27 189H25V192H27V190H28ZM30 188H32V187H30ZM74 188V189H73ZM221 188V187H220ZM19 189H21V187L19 188ZM119 189V188H118ZM162 189V188H161ZM222 189V188H221ZM130 190V189H129ZM157 190V189H156ZM202 190H205L204 191V193H199L198 191H202ZM223 190V189H222ZM14 191V190H13ZM120 191V190H119ZM157 191H159V190H157ZM17 192V191H16ZM32 192V191H31ZM36 192H37V190H36ZM35 192V193H36ZM166 192H169V190H167ZM171 192V191H170ZM218 192H220L221 193V191H218ZM18 193L20 194V190L18 191ZM17 193V195H15V196H18L19 197V194ZM23 193H24V190H23ZM30 193V192H29ZM38 193V192H37ZM36 193V194H37ZM119 193V192H118ZM158 193V192H157ZM157 193H154V195H155V197L157 198V200H159L158 198H161V197H163V196H159ZM172 193H174V192H172ZM219 193V194H220ZM47 195H48V193H46ZM120 194V193H119ZM22 195H24L25 196V194H22ZM29 195V194H28ZM35 195V194H34ZM204 195V196H203ZM213 195H215V196H213ZM36 196V195H35ZM38 196V195H37ZM41 196V195H40ZM68 196H70L71 197V203H73L72 204V207H70L69 209L66 207V204L69 202V201H67V200H69L68 199ZM119 196V195H118ZM123 196V195H122ZM125 197V196H124ZM124 197H119V198H122L123 199V202L124 203H127L128 201H127V199L126 198H124ZM167 197V196H166ZM7 198V197H6ZM14 198V197H13ZM20 198H21V196H20ZM19 198V199H20ZM24 198V197H23ZM21 199V200H25V198L24 199ZM30 198H31V195H30ZM34 198H36V197H34ZM92 198H94V197H92ZM113 198V197H112ZM164 198V197H163ZM183 198V197H182ZM8 199H11V198H8ZM15 199V198H14ZM18 199V198H17ZM18 199V200H19ZM27 199H28V197H27ZM33 199V198H32ZM165 199V198H164ZM16 200V199H15ZM14 200V201H15ZM103 200H105V198L103 199ZM113 200V199H112ZM162 200V199H161ZM173 200H175V198L173 199ZM27 201V200H26ZM29 201V200H28ZM31 201V200H30ZM33 201V200H32ZM59 201H61L60 203V205L58 204L59 203ZM85 201V200H84ZM129 201H130V199H129ZM2 202V201H1ZM4 202V201H3ZM27 203V202H26ZM25 203V204H26ZM85 203V202H84ZM93 204H94V202H92ZM109 203V202H108ZM120 203V202H119ZM130 203V202H129ZM1 204V203H0ZM30 205V204H29ZM28 205V206H29ZM91 205V204H90ZM99 205V204H98ZM105 205H107V203H103V204H101V206H100V209H104L105 210ZM4 206V205H3ZM40 206V205H39ZM211 206H214V205H211ZM16 207V206H15ZM35 207V206H34ZM40 207H42V206H40ZM151 207V206H150ZM198 207V206H197ZM196 207V208H197ZM10 208V207H9ZM81 208V207H80ZM4 209V208H3ZM33 209V208H32ZM37 209V208H36ZM35 209V210H36ZM98 209V208H97ZM96 209V210H97ZM99 209V210H100ZM169 209V208H168ZM179 210H180V208H178ZM198 209H200V208H198ZM198 209H191V211L193 212V213H196L197 211H198ZM14 210V209H13ZM30 210H31V208H30ZM39 210H41V209H39ZM49 210H51V211H53V214L52 215H50L49 214ZM95 210V209H94ZM93 210V211H94ZM103 210V211H104ZM27 211V210H26ZM26 211H24V213L26 212ZM38 210H36V212H37ZM112 211V210H111ZM149 211V210H148ZM172 211V210H171ZM181 211V210H180ZM28 212V211H27ZM35 212V213H36ZM38 212H40V211H38ZM174 212V211H173ZM199 212L201 213V214H205L206 212H205V210H199ZM12 213V212H11ZM10 213V214H11ZM23 212H21V214H22ZM23 213V214H24ZM31 213V212H30ZM42 213V214H43ZM96 213V212H95ZM99 213H101V212H99ZM98 213V214H99ZM112 213V212H111ZM117 213V212H116ZM178 213H180L179 211H178ZM15 214H16V212H15ZM20 214V213H19ZM26 214V213H25ZM25 214H24V216H25ZM32 214H34V212L32 213ZM140 214V213H139ZM160 214H161V212L160 211H156V210H154V211H151L150 212V214L148 215V216H156L157 218L160 216ZM12 215V214H11ZM26 215H28V214H26ZM108 215H109V213H108ZM111 215V214H110ZM194 215V214H193ZM206 215H207V213H206ZM233 215V214H232ZM6 216V215H5ZM16 216V215H15ZM23 216V215H22ZM31 216V215H30ZM95 216V215H94ZM101 216V215H100ZM113 216V215H112ZM140 216H142V215H140ZM148 216H145L144 215V218H143V216L142 217H140V219H142V220H144V219H146L145 221H147L148 220ZM183 216V215H182ZM233 216H235V215H233ZM34 217V216H33ZM37 217V216H36ZM43 217V216H42ZM78 217V216H77ZM187 217V216H186ZM201 217V216H200ZM6 218H7V216H6ZM79 218V217H78ZM81 218V217H80ZM96 218H98L97 217V214H96ZM100 218V217H99ZM104 218V217H103ZM108 218V217H107ZM174 218V217H173ZM264 218V217H263ZM106 219V218H105ZM111 219V218H110ZM135 219L136 218H134L133 216L132 217H129L128 219H126L125 221H127V222H132V221H135ZM204 219H205V217H204ZM258 219V218H257ZM15 220V219H14ZM69 220H74V218H73V216H72V218L71 219H69ZM80 220V219H79ZM83 220V219H82ZM96 220V219H95ZM94 220V221H95ZM108 220V219H107ZM106 220V221H107ZM150 220V219H149ZM0 221H1V219H0ZM57 221H59V220H57ZM81 221V220H80ZM93 221V220H92ZM93 221V222H94ZM97 221H98V219H97ZM99 221H101V219L99 220ZM175 221V220H174ZM182 221V220H181ZM229 221H230V224H229V229L227 230V231H225V233L223 234V235H221V238L219 239H217L214 243H215V246L214 247H210L209 249L207 248V250L205 251V255H203L202 257H199V255H200V253L203 251V249L202 248H200V246H201V244L202 243H206L208 240H206L207 238L206 237H203V236H201L200 235V233H198V239H201V242H199V244L200 245H198V246H196L194 249H193V246L191 247V248H188V251H190V252H188V254L186 255V258H185V260L183 261V263L182 264H218L219 262H221V263H224L223 261H221V254H222V256H226L228 259H233V257H234V255L235 256H237V258L236 259H240V256H242L244 253H247L246 252V250H244V248L247 246L248 248H249V251H252V250H254V248H255V246L254 245H256L257 243L258 244H260L259 242H258V238L257 237H255V235H257V233L255 234V232L253 231V230H251V229H249V227H247V225H246V227H244V226H242V227H238V228H236L235 226H238L239 225V223L238 222H236V221H232V218H230L229 219ZM10 222V221H9ZM20 222V221H19ZM83 222V221H82ZM110 221H108V223H109ZM116 222H117V220H116ZM119 222H121V221H119ZM140 222V221H139ZM169 222V221H168ZM176 222V221H175ZM184 222V221H183ZM183 222H182V224H183ZM209 222V221H208ZM54 223V222H53ZM61 223V222H60ZM81 223V222H80ZM84 223V222H83ZM95 223V222H94ZM97 223V222H96ZM103 223H105V222H103ZM171 223V222H170ZM189 223V222H188ZM37 224V223H36ZM43 224V223H42ZM92 224V223H91ZM165 224V223H164ZM168 224V223H167ZM172 224V223H171ZM173 224H175V223H173ZM181 224V225H182ZM191 224V223H190ZM193 224H195V223H193ZM226 224V223H225ZM225 224H224V226H225ZM233 224H235V225H233ZM37 225H39V224H37ZM48 225V224H47ZM57 225V224H56ZM58 225H60V224H58ZM76 225V224H75ZM85 224H83L82 226H84ZM87 225V224H86ZM106 225V224H105ZM104 225V226H105ZM113 225H114V223H113ZM228 225V224H227ZM52 226V225H51ZM163 226V225H162ZM167 226V225H166ZM165 226V227H166ZM191 226H193V225H191ZM196 226H198V225H195V227ZM207 225H205V227H206ZM49 227V226H48ZM86 227V226H85ZM151 227V226H150ZM164 227V226H163ZM171 227V226H170ZM187 227V226H186ZM203 227V226H202ZM204 227V228H205ZM226 227V226H225ZM73 228V227H72ZM89 228V227H88ZM156 228V227H155ZM158 228V227H157ZM172 228V227H171ZM174 228V227H173ZM197 228H199V227H197ZM251 228V227H250ZM23 229V228H22ZM82 229V228H81ZM152 229H154V228H152ZM163 229V228H162ZM165 229V228H164ZM175 229H177V228H175ZM183 229V228H182ZM226 229V228H225ZM11 230H13V228H11ZM25 230V229H24ZM28 230V229H27ZM78 230H80V229H78ZM170 230V229H169ZM198 230V229H197ZM206 230V229H205ZM81 231H83V230H81ZM121 231V230H120ZM123 231V230H122ZM148 231V230H147ZM181 231V230H180ZM193 231V230H192ZM201 231V230H200ZM20 232V231H19ZM29 232V231H28ZM78 232V231H77ZM124 232V231H123ZM132 232H134V233H136V234H140L141 232H145V230L144 231H141V232H139V231H137L134 227H133V231ZM176 232V231H175ZM189 232V231H188ZM83 233V232H82ZM116 233V232H115ZM166 233V232H165ZM170 233V232H169ZM182 233H183V231H182ZM28 234V233H27ZM118 234H119V232H118ZM135 234V235H136ZM171 234H172V232H171ZM11 235V234H10ZM29 235H30V233H29ZM83 235H85V234H83ZM116 235V234H115ZM127 235V234H126ZM129 235V234H128ZM175 235V234H174ZM177 235V234H176ZM182 235V234H181ZM36 236V235H35ZM117 236V235H116ZM173 236V235H172ZM208 236V235H207ZM25 237V236H24ZM29 237H33V236H29ZM113 237V236H112ZM124 239H126V236L125 235H123L122 236ZM121 237V238H122ZM129 237V236H128ZM186 237V236H185ZM195 237V236H194ZM16 238H17V236H16ZM111 238V237H110ZM114 238V237H113ZM112 238V239H113ZM182 238V237H181ZM181 238H179V239H181ZM184 238V237H183ZM251 238H252V240H251ZM260 238V237H259ZM13 239V238H12ZM19 239V238H18ZM32 239V238H31ZM118 239V238H117ZM190 239V238H189ZM36 240V239H35ZM71 240V239H70ZM77 240V239H76ZM111 240V239H110ZM183 240H186V239H183ZM211 240V239H210ZM255 240H257V241H255ZM17 241V240H16ZM25 241H27V240H25ZM114 242H115V240H113ZM116 241H118V240H116ZM120 241V240H119ZM169 241V240H168ZM188 241L189 240H187V243H188ZM31 242V241H30ZM33 242V241H32ZM170 242V241H169ZM39 243V242H38ZM190 243H191V241H190ZM117 244V243H116ZM120 244V243H119ZM127 244V243H126ZM185 244V243H184ZM213 243H211L210 245H212ZM261 244H263V243H261ZM6 245V244H5ZM17 245H18V243H17ZM23 245V244H22ZM111 245V244H110ZM197 245V244H196ZM7 246V245H6ZM20 246V245H19ZM112 246H115V245H112ZM203 246V245H202ZM208 246H209V244H208ZM28 247V246H27ZM125 247H127V246H125ZM204 247V246H203ZM61 248V247H60ZM71 248H73V247H71ZM108 248V247H107ZM182 248H184V247H182ZM4 249V248H3ZM2 248H1V250H3ZM27 249V248H26ZM190 249V250H189ZM206 249V248H205ZM23 250H25V248H23ZM29 250V249H28ZM55 250V249H54ZM88 249H85V251H87ZM110 250V249H109ZM112 250V249H111ZM110 250V251H111ZM264 250V249H263ZM6 251V250H5ZM27 251V250H26ZM115 251V250H114ZM131 251V250H130ZM180 251V250H179ZM260 251V250H259ZM22 252H24V251H22ZM28 252V251H27ZM169 252V251H168ZM14 253V252H13ZM30 253V252H29ZM56 253H58V252H56ZM68 253V252H67ZM110 253V252H109ZM250 253V252H249ZM248 253V254H249ZM52 254H53V252H52ZM112 254H113V252H112ZM15 255V254H14ZM25 255H26V253H25ZM121 255V254H120ZM245 255V254H244ZM252 255H257L256 254V252H253L252 253ZM8 256H9V254H8ZM80 256H81V254H80ZM107 256V255H106ZM0 257H2L1 255H0ZM7 257V256H6ZM246 257V256H245ZM8 258L9 257H7V261L6 262H8V261H10V260H8ZM84 258V257H83ZM108 258V257H107ZM243 258V257H242ZM3 259H5V257H3ZM3 259L1 258V262L3 261ZM15 259V258H14ZM110 259V258H109ZM264 259V258H263ZM11 260H13V259H11ZM57 260V259H56ZM115 260H117V259H115ZM153 260H156V258L155 259H153ZM21 261V260H20ZM235 261V260H234ZM233 261V262H234ZM263 261V260H262ZM3 262H5V261H3ZM60 262V261H59ZM105 262V260L103 259V260H101V261H99V262H96V261H94L93 263L94 264H102V263H104ZM236 262V261H235ZM264 262V261H263ZM17 263V262H16ZM92 263V264H93ZM2 264V263H1ZM3 264H5V263H3ZM114 264V263H113ZM238 264H242V262H239Z\"/></svg>","mask_w":264,"mask_h":264}]
</instances>
